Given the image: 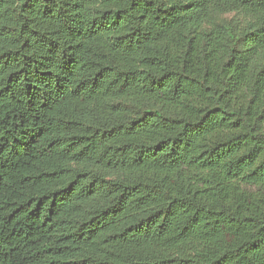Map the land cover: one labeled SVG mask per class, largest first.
<instances>
[{
    "label": "trees",
    "instance_id": "1",
    "mask_svg": "<svg viewBox=\"0 0 264 264\" xmlns=\"http://www.w3.org/2000/svg\"><path fill=\"white\" fill-rule=\"evenodd\" d=\"M0 264H264V0H0Z\"/></svg>",
    "mask_w": 264,
    "mask_h": 264
},
{
    "label": "rangeland",
    "instance_id": "2",
    "mask_svg": "<svg viewBox=\"0 0 264 264\" xmlns=\"http://www.w3.org/2000/svg\"><path fill=\"white\" fill-rule=\"evenodd\" d=\"M232 18H234L232 14L220 15V16H217V18L214 21H221V20L232 19Z\"/></svg>",
    "mask_w": 264,
    "mask_h": 264
}]
</instances>
